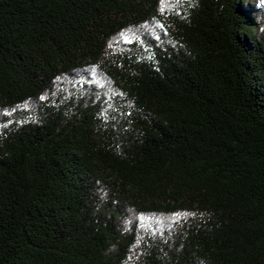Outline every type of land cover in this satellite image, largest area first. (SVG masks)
I'll use <instances>...</instances> for the list:
<instances>
[{
    "label": "trees",
    "instance_id": "obj_1",
    "mask_svg": "<svg viewBox=\"0 0 264 264\" xmlns=\"http://www.w3.org/2000/svg\"><path fill=\"white\" fill-rule=\"evenodd\" d=\"M0 264H264V0H0Z\"/></svg>",
    "mask_w": 264,
    "mask_h": 264
}]
</instances>
